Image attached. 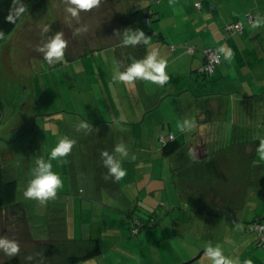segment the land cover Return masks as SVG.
I'll list each match as a JSON object with an SVG mask.
<instances>
[{
  "label": "rangeland",
  "instance_id": "1",
  "mask_svg": "<svg viewBox=\"0 0 264 264\" xmlns=\"http://www.w3.org/2000/svg\"><path fill=\"white\" fill-rule=\"evenodd\" d=\"M23 1L28 7L25 17L10 35L0 37V164L3 179L17 183V205L6 208L0 205V235L19 243L18 257H31L38 264H61L64 256L74 248L73 243L61 240L68 238L69 223L73 224L75 213L78 216L81 214L78 204L81 199L87 201L83 206L84 219L92 215L91 211H86L91 200L97 207L105 205L131 210L133 216L152 226L143 230L142 234L156 232L140 248L136 245L138 236L132 235L128 221L117 219L119 216L115 214H107L110 227L120 222L125 237L120 242L106 238L108 243L103 247L104 254L78 264H136L143 259L144 264L160 261L185 264L203 252L201 248L207 244L221 245L225 231L233 228V221H236V240L232 237L231 242H243L245 245V234L250 233L247 221L256 213L254 208L257 214L264 217V195L260 189L264 177L261 176V167L253 161V144L245 143V139H253V134L240 129L234 145V141L229 140V132L234 133L231 128L223 132L225 141L218 140L219 125L207 123L206 110L210 106L207 100H201L204 96L200 97V109L194 115L198 128L185 134L183 142L186 148L181 153L188 156L191 145L197 144L196 141L207 134L212 135L214 148L207 152L194 151L195 159H205L197 164L186 163L181 154L174 153L167 161L159 160L155 168L153 163L148 166L153 168V185L159 189L154 197L155 203L147 199L143 188L147 181L138 179L143 173L134 166L140 164L143 150L152 152L153 145L155 149L162 148L160 135L169 138L168 128L154 126L153 120L160 118L158 115L148 117L141 126L130 125L126 130L117 128L106 134L111 133L114 146L123 142L129 149L123 166L131 168L133 173L130 174L132 178L121 181L120 196L92 190L95 181L93 174L91 176L90 161L88 164L85 160L82 162V166L88 168L87 172L79 171L81 164L76 163L75 167L70 164L76 158L74 147L65 159L52 161L54 169L63 179V187L56 199L41 204L24 197L37 158L48 160L59 138L68 136L74 140L89 141L81 130L71 131L56 113L78 114L84 121L86 119L79 112L86 114L85 111L89 110L98 114L101 111L107 115L110 114L109 109L115 107L109 106V97L112 100L115 94L125 100V108L133 105L134 95L128 90L127 93L123 84L113 81V64L119 62L118 59H124L128 65L136 55L134 48L121 47L120 35L126 29H138L146 34L147 29L142 27V21L131 22L130 14L121 13L120 6H113L110 0H100L97 8L81 13L78 21L69 18L65 11L68 0ZM120 1L123 9L132 5L130 0ZM131 18L134 19L133 14ZM38 25H49V32L43 33ZM78 28H86L87 31L77 34ZM57 32H63L68 42L65 58L60 63L49 65L37 48ZM197 77L198 84H203L207 92L221 91L211 77ZM225 84H229V79L224 81ZM229 93L232 94L231 91ZM115 99L118 100L117 97ZM183 108V112L191 111L192 114L194 111L193 106L191 109ZM250 122L260 126L257 137L264 139V116L255 112L254 116H250ZM94 134L104 139L102 133ZM142 144H145V149ZM259 161L264 164V160ZM252 192V201L248 202ZM136 195L140 197L135 198ZM127 199H131V203ZM160 202L165 207H161ZM146 206L149 209H144ZM123 222L126 223L124 228L121 225ZM253 249L260 252L262 248L253 244ZM12 258L0 254V264ZM206 260L207 257H201L191 264H208Z\"/></svg>",
  "mask_w": 264,
  "mask_h": 264
},
{
  "label": "crops",
  "instance_id": "2",
  "mask_svg": "<svg viewBox=\"0 0 264 264\" xmlns=\"http://www.w3.org/2000/svg\"><path fill=\"white\" fill-rule=\"evenodd\" d=\"M110 1L113 6H120L121 13L122 11L129 13L131 22L134 20L142 21V27L147 29L145 30V35L147 36L146 38H149V44L147 46L139 45L134 47L136 53L134 59H142L153 50L158 51L161 58L168 62L167 72L170 79L165 86L153 85L145 81H137L134 85L123 84L125 90L134 95L132 97L133 105L130 104L128 109L124 107V104H126L125 100L121 99L119 94H115L112 100L109 97V106L115 105V109L109 107L110 114L105 115L101 111L97 114L89 110L85 111L86 114L79 112L86 119L85 122L88 121L87 123L90 125L88 131L81 130L89 138V141H86L88 139L75 140L76 158L70 161V164H73L74 167L76 163L81 164L78 167L79 171L87 172L88 168L82 166V162L85 160V163L88 164L87 162L90 161V166L92 165L90 172L91 176L93 174V180L95 181L92 183V190L99 194L106 192L113 196L121 195V181L116 182L108 176L107 169L103 166L101 160L102 152L108 151L112 153L114 149L115 142L112 140L111 133L106 134L109 130L113 131L117 128L126 130L130 125L141 126L148 117L160 116V118L153 120L154 126H160L163 129L168 128L170 131L169 135H174L175 140L182 144L176 153L181 154V158L186 163L190 161L197 164L200 163L199 161H204V158L195 159L193 153L194 151L207 152L212 147L214 148L212 143L215 142H212V135L207 134L200 140L198 139L196 141L197 144L191 145L189 155L185 156L181 153L186 148L185 141L183 142L185 134L179 130V124L182 119L195 118L194 115L200 109L201 100H207V104L210 106L206 110L208 115L207 123L209 122V125L213 123L215 126L218 123L219 125L218 140L222 139V141H225V133L223 132L231 128L234 133L231 134L229 132V140H233L234 145H236L235 140L240 135V129H245L248 134H253V139H245V143L253 144V161L257 166L261 167V176L264 177V164L259 161L260 158L257 155V146L262 140L257 137V130L260 126L250 122V116H254L255 112L257 115L259 113L260 116H264V28L253 29L251 27L253 21H249V17L255 18L257 13L264 14V0H130L133 6H126L124 9L120 4V0ZM131 14L134 15V19L131 18ZM147 14H153L154 18L148 25H145L143 20ZM231 23H242L243 31L241 34H232L225 38L226 27ZM208 47L230 48L234 53L231 62L224 61L223 55L220 54L221 63L218 70L210 76L215 81L216 88L220 87L225 94L221 91L216 93L207 92L203 84H198L199 79L197 76H200L198 70L205 62L204 49ZM189 48L193 50V53L188 51ZM118 61L121 70H124L127 67L124 59H118ZM227 79H229V84L224 85V81ZM101 80L103 81V79ZM201 96H204V98L200 100ZM116 97L118 100L115 99ZM192 106L194 107L192 114L191 111L183 112V107L191 109ZM62 112L60 111L55 115L64 125L70 126L71 131L77 132L79 123L84 121L83 118L78 114H62ZM173 130H175L174 133L172 132ZM95 132L102 133L104 139H101L98 134L93 135ZM160 136L164 137L165 135L162 134ZM77 140L79 141L77 142ZM160 143L162 144L161 141ZM144 145L142 144V147L145 149ZM152 147L154 148L152 152L142 151V160L134 168L140 169V173H143L142 175L140 174L141 177H138L141 182L149 181L148 184L147 182L145 183L146 185L143 188L147 192V199L155 203L154 197L159 189L153 185L155 179L153 178L152 169L160 163L159 160L167 161L172 156H165L161 146L159 149H155L154 145ZM135 153L137 154L136 150ZM152 163L153 168H147ZM126 171L127 176L125 178H132L130 175L133 173L131 168H127ZM260 189L263 190L262 185ZM137 192L139 193L138 189ZM91 194L88 193V196L92 197ZM138 197L140 196L136 195L135 198ZM127 200L129 203L132 201L131 199ZM85 202L87 201H83V199L79 201L81 214L78 216L75 213L73 226L70 224L71 221L69 223L68 238L61 241L76 245L85 243L90 239H96L100 242L102 250L108 243L107 239L109 238L114 239V242L122 241L125 234L121 229L120 222L110 227L107 222V214H115L119 216L117 219L122 218L123 221H128L129 228H131V220L136 218V216L132 215L133 212L128 209H116L114 208L116 206L112 208H108L105 205H103L104 207H97L90 200L86 211H91L92 215L90 218L84 219L83 206ZM137 202L141 203L140 200H137ZM159 205L165 207L163 202H160ZM129 207L132 208L130 204ZM107 208L109 209L108 211H106ZM144 209H149V207L146 206ZM201 211L204 212L205 210ZM24 212L26 213V210ZM125 222L121 224L123 228L126 224ZM233 222L235 223L233 228L231 231H225L226 235L220 245L224 249L225 254L237 261L238 264H248V262L250 264H264V250L261 249L260 252L254 251L253 244H256L257 248L261 247L258 246L253 235L250 233L245 234V245H243V242L241 244H236L234 241L231 242L232 237L236 240V221ZM141 232L136 239V245L140 248H142V244L146 239L149 240V237L154 236L156 231L143 234ZM66 257L67 255L63 259ZM144 262L143 259L142 262H136V264H144ZM206 262L211 264L208 258ZM174 263L176 262H149V264Z\"/></svg>",
  "mask_w": 264,
  "mask_h": 264
},
{
  "label": "clouds",
  "instance_id": "3",
  "mask_svg": "<svg viewBox=\"0 0 264 264\" xmlns=\"http://www.w3.org/2000/svg\"><path fill=\"white\" fill-rule=\"evenodd\" d=\"M14 7L6 17L9 22L18 21L25 13L26 7L21 0H13ZM100 0H68V6L65 11L68 17L78 21L81 13L90 12L97 8ZM251 19V17H250ZM43 33H48L49 25H38ZM253 29L264 28V14L257 13L251 23ZM77 34L87 31L86 28H78ZM121 47L134 48L139 45L147 46L149 38L141 30L126 29L123 35H120ZM67 40L64 39L63 32H57L37 51L43 55V59L49 64L60 63L65 58ZM218 53L223 55L224 61L231 62L234 56L232 49L220 47ZM168 62L161 58L158 51L153 50L142 59H133L124 70H121L119 62L113 64V81H118L124 85H134L137 81L149 82L153 85L165 86L169 82L167 72ZM198 128L195 118H184L179 124L181 133L190 134ZM90 125L82 121L78 125V130L88 131ZM76 141L68 136L59 138L52 148L49 159L37 158L35 167L32 170L30 179L23 193L28 200H35L41 204L54 200L58 191L63 187L61 175L54 169L52 161L63 160L70 155ZM257 155L264 160V139L260 140L257 146ZM129 156L128 146L121 142L114 146L113 152L104 151L101 153L103 166L107 169L108 176L114 181H122L127 176V171L123 166V161ZM20 253V245L17 241L0 235V254L8 257H17ZM200 254V253H199ZM207 257L211 264H238L233 258L225 254L224 249L219 245L207 244L204 248L203 255ZM31 260V257L27 258ZM250 264V262H248Z\"/></svg>",
  "mask_w": 264,
  "mask_h": 264
},
{
  "label": "trees",
  "instance_id": "4",
  "mask_svg": "<svg viewBox=\"0 0 264 264\" xmlns=\"http://www.w3.org/2000/svg\"><path fill=\"white\" fill-rule=\"evenodd\" d=\"M21 2L26 7V13H27L28 12L27 5L25 4V2L23 0H21ZM13 7H14L13 0H0V37H5L7 35H10L16 29V27L19 25L22 18L25 17V15H26V13H25L16 22H9L6 19V17L10 14V11ZM153 18H154L153 14H151V15L147 14L143 20V21H145V19L148 20V23L144 22L145 25H148ZM211 48H214V47H211ZM217 49H219V48H217ZM217 70H218V68H217ZM198 73H199V70H198ZM199 75H201V74H199ZM212 75H207V76L201 75V76H203L204 79H208ZM0 104H1V85H0ZM170 136L174 137V135H169V138H170ZM161 137H163V136H161ZM161 137L159 138V140L161 139ZM164 138L166 140H165V142L162 143V148H163V154L165 156H170V155L176 153L180 149V147L182 146V144L179 141L175 140V137L173 140H170L169 138L167 139L165 136H164ZM262 186L264 187V180L262 182ZM263 191H264V189H263ZM16 193H17V183L15 181H5L3 179L2 169H1V164H0V205L2 207H5V208L9 207V206H16L17 205ZM248 197H249L248 202H251L252 198H253V192ZM263 202H264V198H263ZM248 205H250V203ZM253 211H256V213L253 214L252 219L250 218L251 220L249 219L250 221L248 220V223H247L248 231L250 232L251 235H253L256 238V243H258V246H259L258 235L256 232L251 231L250 227L252 224H256V223L264 225V217L257 214L256 208H254ZM149 227H152V226H150V224L146 223L144 220H142L139 217L133 218L131 220V232H132L133 236H137L141 231L149 229ZM134 231H136V232L134 233ZM60 246H61V244H60ZM73 246H74L73 251L70 252L69 254H67L68 252H66L67 257L61 261V264H78L80 262L96 258V257L101 256L103 254L101 244L96 239H90L85 243L76 244ZM2 264H38V263L34 262V260H32V259L28 260L27 257L23 258V257L17 256V257H13L12 259H9L8 261H5ZM49 264H51V262Z\"/></svg>",
  "mask_w": 264,
  "mask_h": 264
},
{
  "label": "built area",
  "instance_id": "5",
  "mask_svg": "<svg viewBox=\"0 0 264 264\" xmlns=\"http://www.w3.org/2000/svg\"><path fill=\"white\" fill-rule=\"evenodd\" d=\"M254 18L249 17V21H253ZM145 23H148V20L145 19L144 21ZM243 31V24L242 23H231L229 25H227L226 30H225V37H228L232 34H236V33H242ZM217 48H211L208 47L204 50V54H205V63L204 65L199 69V74L201 75H212L213 73L216 72L218 66L221 63V55L220 53H218ZM188 51L190 53H193L192 49H188ZM170 140H173L174 137L170 136L169 138ZM165 138L161 137L160 141L163 143L165 142ZM251 231L256 232L258 235V239H259V246L261 248L264 249V225L256 223V224H252L250 227ZM136 231H134L135 233Z\"/></svg>",
  "mask_w": 264,
  "mask_h": 264
},
{
  "label": "water",
  "instance_id": "6",
  "mask_svg": "<svg viewBox=\"0 0 264 264\" xmlns=\"http://www.w3.org/2000/svg\"><path fill=\"white\" fill-rule=\"evenodd\" d=\"M202 255H203V252H201L196 258L192 259L191 261H189V262H187V263H185V264H191V263L197 261L198 259L201 258Z\"/></svg>",
  "mask_w": 264,
  "mask_h": 264
}]
</instances>
